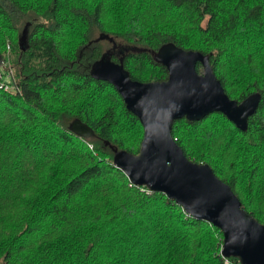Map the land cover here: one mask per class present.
<instances>
[{
  "label": "trees",
  "instance_id": "1",
  "mask_svg": "<svg viewBox=\"0 0 264 264\" xmlns=\"http://www.w3.org/2000/svg\"><path fill=\"white\" fill-rule=\"evenodd\" d=\"M167 42L208 55L230 98L260 93L245 131L213 112L172 136L264 225V0H0V264H240L217 227L113 163L138 153L143 127L92 66L108 53L133 80L162 81L153 52Z\"/></svg>",
  "mask_w": 264,
  "mask_h": 264
},
{
  "label": "water",
  "instance_id": "2",
  "mask_svg": "<svg viewBox=\"0 0 264 264\" xmlns=\"http://www.w3.org/2000/svg\"><path fill=\"white\" fill-rule=\"evenodd\" d=\"M153 54L167 70L165 80H133L123 63L112 60L108 53L92 66L93 78L113 85L126 109L143 127L138 153L116 150L114 166L133 185L164 193L193 218L217 227L222 232L223 257L236 258L240 264H264V225L242 207L230 186L207 163L189 160L172 136L176 120L198 121L213 112L222 113L245 131L260 93H251L241 101L230 98L215 76L208 55L200 51L167 42ZM4 63L0 53V68ZM69 129L81 138L94 135L79 119H74Z\"/></svg>",
  "mask_w": 264,
  "mask_h": 264
},
{
  "label": "rangeland",
  "instance_id": "3",
  "mask_svg": "<svg viewBox=\"0 0 264 264\" xmlns=\"http://www.w3.org/2000/svg\"><path fill=\"white\" fill-rule=\"evenodd\" d=\"M95 39H97V35L95 34ZM114 41V39H113ZM116 43H120L123 45V47L127 48V49H133V50H136L137 48L135 46H130V45H127L129 44L130 42L129 41H126V40H123V39H116ZM135 44V43H133ZM103 46V48H108L110 47V43H108L107 41H103V43L101 44ZM8 48V47H7ZM9 50V49H8ZM103 56V55H102ZM202 69V68H201Z\"/></svg>",
  "mask_w": 264,
  "mask_h": 264
},
{
  "label": "built area",
  "instance_id": "4",
  "mask_svg": "<svg viewBox=\"0 0 264 264\" xmlns=\"http://www.w3.org/2000/svg\"><path fill=\"white\" fill-rule=\"evenodd\" d=\"M5 73H6V72H5ZM2 77H3V76H2V74L0 73V86L3 87L4 89L10 88V85H9V84L4 83V82L1 81ZM6 77H7V78L12 77V73H11V71H7V73H6Z\"/></svg>",
  "mask_w": 264,
  "mask_h": 264
}]
</instances>
